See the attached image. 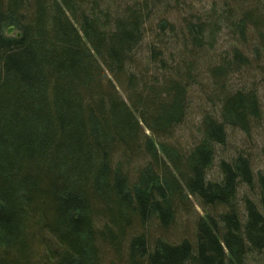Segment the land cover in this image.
Wrapping results in <instances>:
<instances>
[{
	"label": "trees",
	"instance_id": "obj_1",
	"mask_svg": "<svg viewBox=\"0 0 264 264\" xmlns=\"http://www.w3.org/2000/svg\"><path fill=\"white\" fill-rule=\"evenodd\" d=\"M262 58L264 0H0V264L256 260L264 170L218 147L262 122Z\"/></svg>",
	"mask_w": 264,
	"mask_h": 264
},
{
	"label": "rangeland",
	"instance_id": "obj_2",
	"mask_svg": "<svg viewBox=\"0 0 264 264\" xmlns=\"http://www.w3.org/2000/svg\"><path fill=\"white\" fill-rule=\"evenodd\" d=\"M159 14H157V17L160 16V12H158ZM176 14L174 13V11L171 12L170 16L174 17ZM232 43L233 41L230 40H220L219 43L216 46V52L217 54L219 52H223L225 51V49L232 47ZM246 48V47H245ZM247 53L250 51L249 49L246 50ZM251 53V51L249 52ZM251 57H253L252 54H250ZM259 67L257 68L256 65V70H252V75L255 76V72H257L260 76L261 79H258L257 77V81H259L256 85L257 87V92L259 94V98L261 101V105H262V111H263V115H264V58H262L260 60V62L258 63ZM253 68V67H251ZM248 76V74H247ZM247 76H238L237 74L232 75L230 78L233 79L235 83L238 82V80L243 81V80H247ZM248 80L251 81V79L248 77ZM205 83V82H204ZM119 90L120 88L117 87ZM194 93L190 94V110H189V114L186 116L184 122L182 123V125L180 126V128L178 129L175 138L172 139V141H176V144L182 148V149H187L190 146H192L193 142H194V130H195V125L199 119V114H200V107L199 105H202V100L199 94H197V90H193ZM145 133L147 135H149V132L145 129ZM224 150H221L220 147H218V158H221V155H226V156H230L233 155V152H235L236 150L240 151L242 154L244 155H248L250 160H251V164H252V168L254 169V171H262L264 170V116L262 119V122L260 123V126L257 130H253V132H251L249 135L244 136L243 134H241L240 132H234V134H229L226 143H225V147H223ZM217 150V151H218ZM226 151V152H225ZM216 158L213 162L214 165H212V167L209 170V178H216L217 177V159ZM240 194L238 195V200L240 201L241 196L243 193H245L244 191V187L242 186L240 188ZM248 197L253 198L258 200L256 197H253L252 194L249 193ZM192 200V199H191ZM192 203V204H191ZM191 208H190V214L186 215L183 214L180 217H178L175 221V227L178 229H180V227L183 228V230L186 232H181V231H176V235L182 236V237H186V236H190L192 233V229L193 228V224L195 219L197 218V216H202L204 214L203 209L197 204L195 203L193 200L191 201ZM239 205V204H238ZM257 205L259 206V201L257 203ZM183 234V235H182ZM42 249V248H41ZM43 251V249H42ZM36 258L39 257L38 254L35 253ZM257 258L254 261H251L250 263L247 264H264V253L260 254V255H256ZM107 259H110V257H107ZM38 260V259H37ZM34 264V263H33Z\"/></svg>",
	"mask_w": 264,
	"mask_h": 264
},
{
	"label": "water",
	"instance_id": "obj_3",
	"mask_svg": "<svg viewBox=\"0 0 264 264\" xmlns=\"http://www.w3.org/2000/svg\"><path fill=\"white\" fill-rule=\"evenodd\" d=\"M13 31H14V28H13V27H9V28L6 30V34H7V35H10V34H12ZM15 35H16V37H18L20 34L17 32Z\"/></svg>",
	"mask_w": 264,
	"mask_h": 264
},
{
	"label": "bare ground",
	"instance_id": "obj_4",
	"mask_svg": "<svg viewBox=\"0 0 264 264\" xmlns=\"http://www.w3.org/2000/svg\"><path fill=\"white\" fill-rule=\"evenodd\" d=\"M19 33V32H18Z\"/></svg>",
	"mask_w": 264,
	"mask_h": 264
}]
</instances>
